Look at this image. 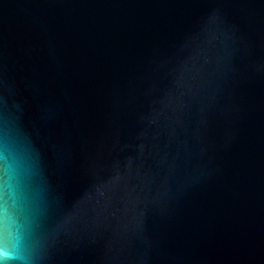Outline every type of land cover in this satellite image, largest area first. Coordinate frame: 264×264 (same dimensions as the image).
<instances>
[{
    "label": "water",
    "instance_id": "95a60500",
    "mask_svg": "<svg viewBox=\"0 0 264 264\" xmlns=\"http://www.w3.org/2000/svg\"><path fill=\"white\" fill-rule=\"evenodd\" d=\"M2 264H264V0H0Z\"/></svg>",
    "mask_w": 264,
    "mask_h": 264
},
{
    "label": "snow or ice",
    "instance_id": "6c2138e0",
    "mask_svg": "<svg viewBox=\"0 0 264 264\" xmlns=\"http://www.w3.org/2000/svg\"><path fill=\"white\" fill-rule=\"evenodd\" d=\"M0 264H2V258H0Z\"/></svg>",
    "mask_w": 264,
    "mask_h": 264
}]
</instances>
